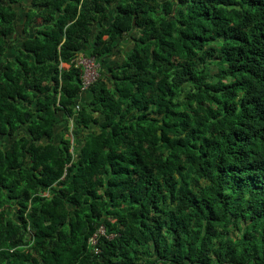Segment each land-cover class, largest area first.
I'll list each match as a JSON object with an SVG mask.
<instances>
[{
  "label": "trees",
  "instance_id": "1",
  "mask_svg": "<svg viewBox=\"0 0 264 264\" xmlns=\"http://www.w3.org/2000/svg\"><path fill=\"white\" fill-rule=\"evenodd\" d=\"M21 1L0 0V264H264V0Z\"/></svg>",
  "mask_w": 264,
  "mask_h": 264
},
{
  "label": "built area",
  "instance_id": "2",
  "mask_svg": "<svg viewBox=\"0 0 264 264\" xmlns=\"http://www.w3.org/2000/svg\"><path fill=\"white\" fill-rule=\"evenodd\" d=\"M77 65L82 68V90L86 91L100 77L99 63L94 57L81 55L77 58ZM77 107L79 108L80 105ZM100 231L103 233L104 229ZM90 242L93 245L97 243L96 235L91 238Z\"/></svg>",
  "mask_w": 264,
  "mask_h": 264
},
{
  "label": "rangeland",
  "instance_id": "3",
  "mask_svg": "<svg viewBox=\"0 0 264 264\" xmlns=\"http://www.w3.org/2000/svg\"><path fill=\"white\" fill-rule=\"evenodd\" d=\"M30 0H22L20 3L21 9L19 10L20 14V20H22L24 13L26 11V8L29 6Z\"/></svg>",
  "mask_w": 264,
  "mask_h": 264
},
{
  "label": "crops",
  "instance_id": "4",
  "mask_svg": "<svg viewBox=\"0 0 264 264\" xmlns=\"http://www.w3.org/2000/svg\"><path fill=\"white\" fill-rule=\"evenodd\" d=\"M58 138L61 136V134L60 133H57V135H56ZM57 139V138H56Z\"/></svg>",
  "mask_w": 264,
  "mask_h": 264
},
{
  "label": "clouds",
  "instance_id": "5",
  "mask_svg": "<svg viewBox=\"0 0 264 264\" xmlns=\"http://www.w3.org/2000/svg\"><path fill=\"white\" fill-rule=\"evenodd\" d=\"M85 92V91H84Z\"/></svg>",
  "mask_w": 264,
  "mask_h": 264
}]
</instances>
